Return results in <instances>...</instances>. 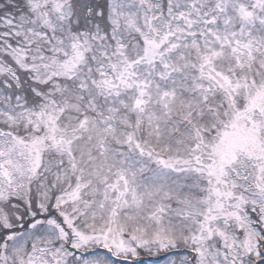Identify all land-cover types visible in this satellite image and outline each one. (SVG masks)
Segmentation results:
<instances>
[{"label": "snow or ice", "instance_id": "snow-or-ice-1", "mask_svg": "<svg viewBox=\"0 0 264 264\" xmlns=\"http://www.w3.org/2000/svg\"><path fill=\"white\" fill-rule=\"evenodd\" d=\"M0 264H264V0H0Z\"/></svg>", "mask_w": 264, "mask_h": 264}]
</instances>
